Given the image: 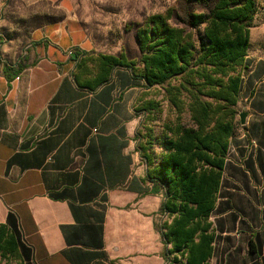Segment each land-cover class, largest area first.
Returning <instances> with one entry per match:
<instances>
[{
  "label": "crops",
  "instance_id": "crops-1",
  "mask_svg": "<svg viewBox=\"0 0 264 264\" xmlns=\"http://www.w3.org/2000/svg\"><path fill=\"white\" fill-rule=\"evenodd\" d=\"M10 1L0 0V226L17 218L31 250L23 264H167L164 193L140 150L144 89L123 69L83 87L88 39L77 23L32 29L17 19L11 30ZM254 147L261 183L264 143ZM225 190L224 176L214 213ZM261 197L251 200L259 210ZM257 218L264 224V211ZM252 242L251 264H264V236Z\"/></svg>",
  "mask_w": 264,
  "mask_h": 264
},
{
  "label": "trees",
  "instance_id": "trees-1",
  "mask_svg": "<svg viewBox=\"0 0 264 264\" xmlns=\"http://www.w3.org/2000/svg\"><path fill=\"white\" fill-rule=\"evenodd\" d=\"M188 1L205 4L210 10L187 15L183 26L171 23L172 11L151 15L138 31L139 60L124 52L120 56L87 55L79 62L78 80L94 90L123 69L145 91L165 89L176 119L165 123L161 135L154 137L152 132L147 143L142 142L141 132L139 137L149 166L148 179L164 193L159 228L165 245L172 246L166 260L211 264L220 237L212 216L235 135L244 86L242 71L249 65L251 28L258 6L257 0ZM60 21L49 17L45 24ZM156 108L155 101H148L139 110ZM154 143L163 150L157 163ZM254 250L252 242L251 252ZM30 259L19 222L10 215L0 226V264H23Z\"/></svg>",
  "mask_w": 264,
  "mask_h": 264
},
{
  "label": "rangeland",
  "instance_id": "rangeland-1",
  "mask_svg": "<svg viewBox=\"0 0 264 264\" xmlns=\"http://www.w3.org/2000/svg\"><path fill=\"white\" fill-rule=\"evenodd\" d=\"M257 6L251 28L249 65L242 71L243 93L237 106L236 130L225 172V187L229 190L223 192L225 200L221 201V207L212 216L220 237L211 264H251L255 255L251 252L250 240H259L264 236V224L260 223L262 218H257V223L251 219L252 212L264 211V205L260 206L263 210L255 207L259 205L257 199L262 198L264 179L259 183L256 178L258 165L254 159L257 154L255 143H259V139L264 143V0H257ZM209 10L210 7L205 4L188 0H11L5 19L12 21L11 30H14L17 19H23L25 25L32 29L45 24L49 17L61 19L60 22L69 27H73L75 22L88 39L85 57L101 53L120 56L124 52L130 59L139 60L138 31L148 17L172 11L171 23L183 26L187 15ZM70 21L73 22L70 24ZM3 25L6 24L3 22ZM89 65L93 67V64ZM141 96V105L155 101L157 107L152 111H143L141 115L142 142L147 143L151 133L154 137L161 135L165 123L175 120L176 114L166 100L164 88L143 90ZM242 113L246 114L245 125L241 123ZM184 121L189 122L187 113ZM252 129H255L254 134ZM162 153L163 150L154 143L156 163ZM171 248V245L168 246V249Z\"/></svg>",
  "mask_w": 264,
  "mask_h": 264
},
{
  "label": "water",
  "instance_id": "water-1",
  "mask_svg": "<svg viewBox=\"0 0 264 264\" xmlns=\"http://www.w3.org/2000/svg\"><path fill=\"white\" fill-rule=\"evenodd\" d=\"M240 117H241V123H242V125H245L246 124V114L245 113H242L240 115Z\"/></svg>",
  "mask_w": 264,
  "mask_h": 264
}]
</instances>
